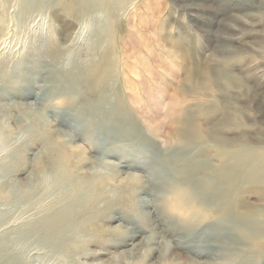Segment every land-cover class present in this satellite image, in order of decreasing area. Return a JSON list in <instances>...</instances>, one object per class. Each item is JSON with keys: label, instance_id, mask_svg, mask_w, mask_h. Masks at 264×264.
Here are the masks:
<instances>
[{"label": "rangeland", "instance_id": "1", "mask_svg": "<svg viewBox=\"0 0 264 264\" xmlns=\"http://www.w3.org/2000/svg\"><path fill=\"white\" fill-rule=\"evenodd\" d=\"M181 111L264 143V0H0V264H264L233 204H260L248 186L227 219L183 208L176 159L221 158L176 143Z\"/></svg>", "mask_w": 264, "mask_h": 264}, {"label": "bare ground", "instance_id": "2", "mask_svg": "<svg viewBox=\"0 0 264 264\" xmlns=\"http://www.w3.org/2000/svg\"><path fill=\"white\" fill-rule=\"evenodd\" d=\"M76 11L78 10L76 9ZM201 78L205 80V85L203 87L194 85L193 90L197 89V91H201L210 88V79L207 70H203L201 72ZM216 78H220L219 80H224V76L221 74H217ZM225 81H227V79H225ZM229 84L230 83L226 82V85ZM33 106L32 110H35L36 108L34 109ZM200 106L201 107L197 109H199L201 113H206V110L208 109H206L204 105ZM197 120L198 119H196L195 116L191 115L190 113H186L185 111H181L179 114H177L176 118L174 119V123H176L179 127H176L173 130L171 129V133L175 138L176 143H179L178 145H183L186 147L193 145L205 147L209 143H213L216 146L217 151L219 152L216 154V156H219L221 158V162L218 166L207 164V167H203L196 160H188L186 158L181 159V157H178L176 159V163H178V170H176L175 174L181 179L178 187L184 186V188L179 190L178 192L182 196L181 203H183V208H186L187 211L191 213V216H194L196 219L207 221L209 219L211 221L212 216H207L206 214L208 210L207 208H211V206H214V208H216L221 203L222 207H219V209H217L220 210L222 208V210L224 211L223 215L227 219L230 216V211L224 210L223 207L227 205L226 208L229 209L231 205L230 202L232 201V199L228 195V187L233 184V181H238V185L244 184L248 186L246 187V190L250 193L254 192L255 194H257V201L260 204L251 205L250 203H246V201L242 200L243 198L240 197L237 198L233 203L236 208H239V210L244 212V218L241 219L239 225V229L241 230V232H244L243 247L245 246L248 248L264 249V236H260L261 233H263V228H258L257 224L259 223V221H253L252 218V216L254 215V217L261 216V218L264 219V147H261L260 145V147L257 146L258 144L264 143L262 142V140H258L257 142L251 141L252 144L242 141V143L244 142L245 144L236 148V145L225 143L226 139L222 136L211 134L205 131L197 122ZM224 121L226 120H223V123L219 125L223 126L225 123ZM232 122L235 124V126L239 125L237 116L233 115ZM254 143L257 145L254 146ZM201 150L204 158L211 157L212 152H209L207 150L205 151L203 149ZM200 173H204L206 175L207 181L205 180L202 182L198 180L197 176ZM141 184L144 185L143 183ZM190 185H192L191 188H189ZM215 187L218 189H216ZM206 192H208V194H206ZM212 194L216 195L215 198L211 196ZM63 220H59L50 227H52L55 231L62 227L64 228L66 221ZM36 226L34 228L41 227V225ZM6 249V244L0 246V253L5 252Z\"/></svg>", "mask_w": 264, "mask_h": 264}]
</instances>
